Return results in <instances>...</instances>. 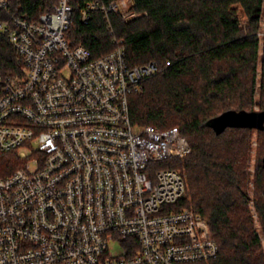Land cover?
<instances>
[{
	"label": "built area",
	"instance_id": "1",
	"mask_svg": "<svg viewBox=\"0 0 264 264\" xmlns=\"http://www.w3.org/2000/svg\"><path fill=\"white\" fill-rule=\"evenodd\" d=\"M134 0H86L81 19L99 10L124 22ZM0 31L18 54L19 72L0 73V150L22 160L0 177V264H186L216 257L207 220L174 209L182 173L158 162L190 152L177 126L131 122L129 94L162 70L130 64L123 40L93 57L70 46V0L35 20L12 12ZM112 30V29H111ZM112 32V31H111ZM169 61H166V65Z\"/></svg>",
	"mask_w": 264,
	"mask_h": 264
},
{
	"label": "trees",
	"instance_id": "2",
	"mask_svg": "<svg viewBox=\"0 0 264 264\" xmlns=\"http://www.w3.org/2000/svg\"><path fill=\"white\" fill-rule=\"evenodd\" d=\"M85 1L70 0L73 12L65 32L70 46L81 44L98 57L122 39L128 63L156 60L163 67L129 94V110L135 125L179 127L191 146L182 157L158 162L185 177V191L170 207L199 211L218 245L216 257L186 264H264V128L226 127L216 133L206 124L229 109L251 111L247 107L259 60L264 75V0H134L138 15L124 22L119 13H110L112 30L99 10L88 21L81 19ZM54 2L9 0L12 12L27 20L37 19ZM6 17L0 10V20ZM17 59L0 31V73L17 74ZM255 130L252 196L259 230L248 203L247 167ZM21 164L15 149L0 150V177Z\"/></svg>",
	"mask_w": 264,
	"mask_h": 264
},
{
	"label": "rangeland",
	"instance_id": "3",
	"mask_svg": "<svg viewBox=\"0 0 264 264\" xmlns=\"http://www.w3.org/2000/svg\"><path fill=\"white\" fill-rule=\"evenodd\" d=\"M264 23H263V19L260 22V26L263 27ZM259 35L260 37H262L263 32L259 31ZM262 39L260 40L259 43V54H261L262 52ZM264 106V75L262 72V66L260 63V60L258 62L257 65V69H256V75H255V83H254V89H253V99H252V103L250 107H247L248 109L251 110H261L263 109ZM261 139L264 140V135L261 136ZM257 146H258V139H257V133L256 130L254 131L253 135H252V140H251V144H250V159H249V163H248V174H249V197H248V203L250 205L251 211H252V215L254 218V224L256 226V228L259 230V224H258V220H257V213L254 209L253 206V191H254V184H253V174H254V170H255V161H256V155H257ZM263 155V153H262ZM261 155V157H262ZM262 239V244L264 246V240L263 237L261 236Z\"/></svg>",
	"mask_w": 264,
	"mask_h": 264
},
{
	"label": "water",
	"instance_id": "4",
	"mask_svg": "<svg viewBox=\"0 0 264 264\" xmlns=\"http://www.w3.org/2000/svg\"><path fill=\"white\" fill-rule=\"evenodd\" d=\"M206 124L216 133L222 132L226 127L264 128V109L262 110H234L229 109L207 120ZM264 166V155L262 156Z\"/></svg>",
	"mask_w": 264,
	"mask_h": 264
}]
</instances>
